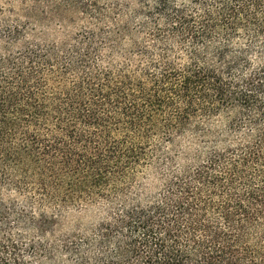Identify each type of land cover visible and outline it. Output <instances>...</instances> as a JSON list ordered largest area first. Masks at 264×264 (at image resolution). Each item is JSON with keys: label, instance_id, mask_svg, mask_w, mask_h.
<instances>
[{"label": "trees", "instance_id": "trees-1", "mask_svg": "<svg viewBox=\"0 0 264 264\" xmlns=\"http://www.w3.org/2000/svg\"><path fill=\"white\" fill-rule=\"evenodd\" d=\"M23 6L0 264H264V0Z\"/></svg>", "mask_w": 264, "mask_h": 264}, {"label": "rangeland", "instance_id": "rangeland-1", "mask_svg": "<svg viewBox=\"0 0 264 264\" xmlns=\"http://www.w3.org/2000/svg\"><path fill=\"white\" fill-rule=\"evenodd\" d=\"M24 0H0V19H13L20 12Z\"/></svg>", "mask_w": 264, "mask_h": 264}]
</instances>
